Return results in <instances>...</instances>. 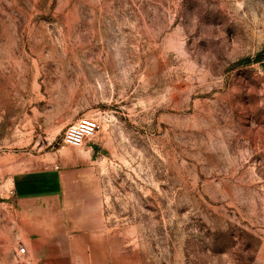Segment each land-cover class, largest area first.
I'll use <instances>...</instances> for the list:
<instances>
[{
    "label": "rangeland",
    "instance_id": "374dc122",
    "mask_svg": "<svg viewBox=\"0 0 264 264\" xmlns=\"http://www.w3.org/2000/svg\"><path fill=\"white\" fill-rule=\"evenodd\" d=\"M88 147L104 226L77 264H264V0H0V264H38L16 178Z\"/></svg>",
    "mask_w": 264,
    "mask_h": 264
},
{
    "label": "crops",
    "instance_id": "0c3cea01",
    "mask_svg": "<svg viewBox=\"0 0 264 264\" xmlns=\"http://www.w3.org/2000/svg\"><path fill=\"white\" fill-rule=\"evenodd\" d=\"M86 154L83 161L66 157L63 163L70 168L56 166L15 180V200L25 214L26 228L31 226L24 243L38 264H77L96 257L104 222L99 189L92 183L98 175L90 168L93 147ZM82 164L89 166L82 168Z\"/></svg>",
    "mask_w": 264,
    "mask_h": 264
},
{
    "label": "built area",
    "instance_id": "2783aa9c",
    "mask_svg": "<svg viewBox=\"0 0 264 264\" xmlns=\"http://www.w3.org/2000/svg\"><path fill=\"white\" fill-rule=\"evenodd\" d=\"M99 127L97 119L81 118L66 128L63 142L73 148H81L97 134Z\"/></svg>",
    "mask_w": 264,
    "mask_h": 264
},
{
    "label": "trees",
    "instance_id": "16d2710c",
    "mask_svg": "<svg viewBox=\"0 0 264 264\" xmlns=\"http://www.w3.org/2000/svg\"><path fill=\"white\" fill-rule=\"evenodd\" d=\"M261 58H262V54L260 53L255 58L247 57V58L242 59L240 62L242 64H250L252 62H259V61H261L262 60Z\"/></svg>",
    "mask_w": 264,
    "mask_h": 264
}]
</instances>
